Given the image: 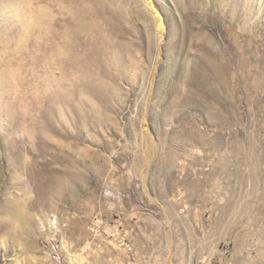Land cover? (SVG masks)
Returning <instances> with one entry per match:
<instances>
[{"label": "rangeland", "instance_id": "rangeland-1", "mask_svg": "<svg viewBox=\"0 0 264 264\" xmlns=\"http://www.w3.org/2000/svg\"><path fill=\"white\" fill-rule=\"evenodd\" d=\"M145 3L0 0V264H264V0Z\"/></svg>", "mask_w": 264, "mask_h": 264}, {"label": "bare ground", "instance_id": "bare-ground-1", "mask_svg": "<svg viewBox=\"0 0 264 264\" xmlns=\"http://www.w3.org/2000/svg\"><path fill=\"white\" fill-rule=\"evenodd\" d=\"M146 1V8L147 10L152 13L151 16H153L152 21H154V27L156 29V32L158 34V38L161 39V41L164 39V36L166 35L167 27H166V18L155 3V0H145ZM252 4V0H249ZM194 3V2H193ZM197 3V2H196ZM193 33V32H192ZM205 39V38H204ZM199 40V39H198ZM208 40L213 42V39L211 37H208ZM204 50V48L202 47ZM211 50V49H210ZM205 51V50H204ZM206 56H208V62L210 64V67H212V70L215 75V85L214 87H209V97L213 100L219 103L220 105H223L222 103V94L221 90L224 87V84L226 83V79L228 76V66L225 67V65H220L219 63V58L220 56L215 55L213 53H210L208 51H205ZM222 53V52H221ZM219 59V60H218ZM221 61V60H220ZM191 63V62H190ZM197 63V62H196ZM199 63V61H198ZM222 63V61H221ZM195 64V62H194ZM225 64V63H224ZM228 65V64H227ZM188 66V65H186ZM205 67V66H204ZM188 69V68H187ZM253 69V68H252ZM255 69V66H254ZM200 70V68H199ZM189 71V70H188ZM204 72V71H203ZM233 72V71H232ZM192 73L199 77L198 71L192 69ZM200 78V77H199ZM201 79V78H200ZM234 79V77H233ZM196 81V80H195ZM204 83L207 85L206 80H204ZM200 84L203 85V82L201 81ZM229 86V85H228ZM225 88V87H224ZM227 100V99H226ZM233 103V102H232ZM229 107V106H228ZM21 212V210H19ZM17 209V207L13 204L8 207V209H4L3 211H0V238H3L5 235L13 232L15 225L18 224L19 228V223L20 225L23 224L24 226L27 224V219L20 213ZM24 212V211H23ZM56 224V223H55ZM16 227V228H17ZM25 229V228H24ZM23 230V229H22ZM21 230V231H22ZM28 230V229H27ZM15 232V230H14ZM15 233H19L18 231ZM23 233V231H22ZM24 235V233H23ZM27 235V234H26ZM16 236V235H15ZM14 236V237H15ZM22 236V234H21ZM17 237H20L17 235ZM10 238V237H9ZM13 238V237H12ZM16 238V237H15Z\"/></svg>", "mask_w": 264, "mask_h": 264}]
</instances>
